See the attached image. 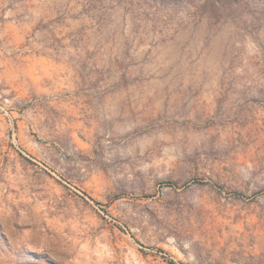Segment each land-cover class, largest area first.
<instances>
[{
  "label": "rangeland",
  "instance_id": "374dc122",
  "mask_svg": "<svg viewBox=\"0 0 264 264\" xmlns=\"http://www.w3.org/2000/svg\"><path fill=\"white\" fill-rule=\"evenodd\" d=\"M0 264H264V0H0Z\"/></svg>",
  "mask_w": 264,
  "mask_h": 264
}]
</instances>
